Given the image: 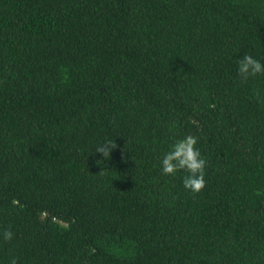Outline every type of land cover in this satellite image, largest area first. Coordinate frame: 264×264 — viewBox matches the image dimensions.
<instances>
[{
    "label": "trees",
    "instance_id": "trees-1",
    "mask_svg": "<svg viewBox=\"0 0 264 264\" xmlns=\"http://www.w3.org/2000/svg\"><path fill=\"white\" fill-rule=\"evenodd\" d=\"M244 53L264 61V0H0V264H264ZM185 135L199 193L160 170Z\"/></svg>",
    "mask_w": 264,
    "mask_h": 264
},
{
    "label": "clouds",
    "instance_id": "clouds-1",
    "mask_svg": "<svg viewBox=\"0 0 264 264\" xmlns=\"http://www.w3.org/2000/svg\"><path fill=\"white\" fill-rule=\"evenodd\" d=\"M236 72L244 82L264 75V61L244 53L242 57L236 59ZM111 148V142H108L98 146L96 152L102 153L105 158L110 156ZM206 168L207 159L197 146V138L192 135L175 138L160 160V170L166 176L172 177L184 173L182 185L190 193H199L204 189ZM2 235L5 241H11L14 237L11 230H5ZM10 264H17L15 257L11 259Z\"/></svg>",
    "mask_w": 264,
    "mask_h": 264
}]
</instances>
